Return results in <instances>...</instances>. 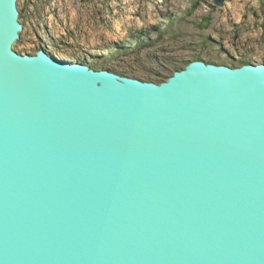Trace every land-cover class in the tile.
I'll return each instance as SVG.
<instances>
[{
  "label": "water",
  "instance_id": "obj_1",
  "mask_svg": "<svg viewBox=\"0 0 264 264\" xmlns=\"http://www.w3.org/2000/svg\"><path fill=\"white\" fill-rule=\"evenodd\" d=\"M20 18L0 0V264H264V63L144 81L20 54Z\"/></svg>",
  "mask_w": 264,
  "mask_h": 264
},
{
  "label": "rangeland",
  "instance_id": "obj_2",
  "mask_svg": "<svg viewBox=\"0 0 264 264\" xmlns=\"http://www.w3.org/2000/svg\"><path fill=\"white\" fill-rule=\"evenodd\" d=\"M20 54L46 49L144 81L203 60L264 63V0H18Z\"/></svg>",
  "mask_w": 264,
  "mask_h": 264
},
{
  "label": "trees",
  "instance_id": "obj_3",
  "mask_svg": "<svg viewBox=\"0 0 264 264\" xmlns=\"http://www.w3.org/2000/svg\"><path fill=\"white\" fill-rule=\"evenodd\" d=\"M21 15H22V12H21Z\"/></svg>",
  "mask_w": 264,
  "mask_h": 264
}]
</instances>
